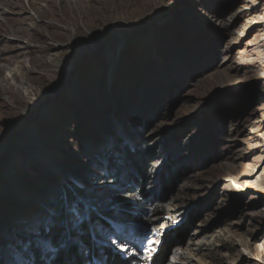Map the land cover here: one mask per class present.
Returning a JSON list of instances; mask_svg holds the SVG:
<instances>
[{
  "label": "rangeland",
  "instance_id": "rangeland-1",
  "mask_svg": "<svg viewBox=\"0 0 264 264\" xmlns=\"http://www.w3.org/2000/svg\"><path fill=\"white\" fill-rule=\"evenodd\" d=\"M76 1H0V264H264V0Z\"/></svg>",
  "mask_w": 264,
  "mask_h": 264
},
{
  "label": "bare ground",
  "instance_id": "bare-ground-1",
  "mask_svg": "<svg viewBox=\"0 0 264 264\" xmlns=\"http://www.w3.org/2000/svg\"><path fill=\"white\" fill-rule=\"evenodd\" d=\"M1 1V0H0ZM83 1V0H82ZM5 2V4H8L7 2L8 1H4ZM77 3H78V0L76 1ZM12 3V2H11ZM10 3V4H11ZM0 4H1V2H0ZM13 5V4H12ZM76 22V21H75ZM77 24V23H76ZM74 27V26H73ZM72 30H74L76 33H79V28L77 27V25L75 26V28L73 29L72 28ZM71 30V31H72ZM13 34H14V30H10ZM22 31V30H21ZM21 33V35L22 36H25V37H27L28 38V40H29V42L31 41V36H29L28 35V32H25L24 30L22 31V32H20ZM68 34V33H67ZM71 34V33H70ZM32 47V46H31ZM30 49V44H26V45H17V46H12V47H10V48H8V50H7V52H9V53H11V55L12 56H10L9 57V59H7V61L9 62V63H12V61L14 60V59H16V58H19V57H21V56H23V55H25L26 53L28 54V50ZM57 54V53H56ZM56 54L54 55V56H52V57H50V58H48L47 59V61L49 62V63H51V64H55V65H58V64H61V62H62V57H58V56H56ZM58 55V54H57ZM35 62V61H34ZM22 70H25V72H24V74H27V73H31L32 72V68H29V69H26V68H21V71ZM21 74H23V73H21ZM21 78H24V80H25V82H27V80L30 82V80L29 79H27L26 78V76L25 77H21ZM18 79H19V77L17 78V77H15L14 78V80L15 81H18ZM4 81V83L1 85V89L3 90V91H10V92H15L14 91V87L13 86H11V84H10V82H9V79H7V80H3ZM147 244H150V243H154V242H156V240H154L152 237H150L147 241Z\"/></svg>",
  "mask_w": 264,
  "mask_h": 264
},
{
  "label": "trees",
  "instance_id": "trees-1",
  "mask_svg": "<svg viewBox=\"0 0 264 264\" xmlns=\"http://www.w3.org/2000/svg\"><path fill=\"white\" fill-rule=\"evenodd\" d=\"M124 155L128 156L130 159L132 158V152L131 151H125ZM135 157V156H134ZM183 230L182 228H178L175 230V232L168 234L166 237H164L159 247L157 248L156 252L153 254V257L150 259L152 260V264H163L167 258L172 253L173 248L177 244L176 238L179 237V234H182Z\"/></svg>",
  "mask_w": 264,
  "mask_h": 264
},
{
  "label": "snow or ice",
  "instance_id": "snow-or-ice-1",
  "mask_svg": "<svg viewBox=\"0 0 264 264\" xmlns=\"http://www.w3.org/2000/svg\"><path fill=\"white\" fill-rule=\"evenodd\" d=\"M71 211L76 212L75 209H71ZM76 214L78 215V213H76ZM36 234H37V236L39 237V232H38V231H37ZM113 242H115V241H113ZM50 243H51L50 239H43V238H41V239H38V240H37V244H38V245L49 246ZM52 250L54 251V249H52ZM25 251H27V247L25 248ZM19 264H30V261L27 260V259H24V257L21 256V257L19 258Z\"/></svg>",
  "mask_w": 264,
  "mask_h": 264
}]
</instances>
